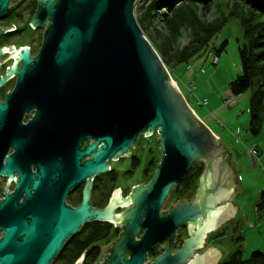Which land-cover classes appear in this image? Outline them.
<instances>
[{
  "label": "water",
  "instance_id": "95a60500",
  "mask_svg": "<svg viewBox=\"0 0 264 264\" xmlns=\"http://www.w3.org/2000/svg\"><path fill=\"white\" fill-rule=\"evenodd\" d=\"M8 1L0 0V13ZM136 2L40 1L32 23L47 26L43 45L35 57L23 50L22 65L17 60L11 69L17 84L0 101V143L4 138L15 148L6 163L0 162V173H19L16 192L0 205V230L5 228L0 264H47L84 223L113 217L114 205L93 209L88 196L72 209L64 204L65 195L87 176L109 170L108 160L128 156L141 133H159L161 160L151 181L134 186L127 198L133 206L123 215L127 224L106 264H143L147 250L166 237L170 245L152 264H181L237 209L236 185L223 180L230 175L234 182L230 154L221 153L223 144L191 108L145 36L134 13ZM32 108L35 116L23 124V112ZM89 137L95 141L81 150ZM222 158L230 170L216 178ZM197 161L206 166L195 198L161 211ZM31 162L37 176L29 170ZM31 180L34 193L28 188ZM24 191L27 196L17 204ZM185 224L190 237L171 255L176 231ZM140 228L146 231L135 241ZM127 251L131 257L125 259ZM207 260V254L197 255L194 264Z\"/></svg>",
  "mask_w": 264,
  "mask_h": 264
},
{
  "label": "rangeland",
  "instance_id": "374dc122",
  "mask_svg": "<svg viewBox=\"0 0 264 264\" xmlns=\"http://www.w3.org/2000/svg\"><path fill=\"white\" fill-rule=\"evenodd\" d=\"M151 2L152 0H137L134 7L137 22L170 70L191 108L219 135L215 134L224 146L221 153L227 150L230 154L229 166L234 171L233 184L237 188L234 204L238 207L228 222L226 233L217 238L214 244L223 253V260L239 245L245 256L254 250H264V118L260 133L254 134L249 130L252 118L251 90L235 95L233 104L227 102L231 95L230 82L243 71L239 45L246 38L241 17L252 16L253 23H259L264 22V13H256L239 0H209L207 3L197 2L192 5L199 18L191 16L185 24H175L172 28L168 23L171 21L169 17L172 11L163 6L158 8L155 18L148 21L144 19ZM177 3L178 1L175 5ZM160 11L165 12V15ZM222 21V27L213 35L209 46L196 56L178 59L176 62L177 53L194 43L196 31ZM258 29L264 33V23L259 24ZM30 39L29 35L25 36V40ZM224 40H228V44L218 52ZM216 56L218 60L215 62ZM158 137V132L151 137H145L142 133L139 135L138 150L131 148L129 154L136 153L139 160H134L129 155L120 157L119 161L109 160L120 171V183L128 186L137 182L148 184L150 178L144 177V168L156 156L157 161L154 160L151 165L156 169L162 156ZM126 169H132L134 173L124 176L122 172ZM199 182L192 187L196 193Z\"/></svg>",
  "mask_w": 264,
  "mask_h": 264
},
{
  "label": "flooded vegetation",
  "instance_id": "af4514ba",
  "mask_svg": "<svg viewBox=\"0 0 264 264\" xmlns=\"http://www.w3.org/2000/svg\"><path fill=\"white\" fill-rule=\"evenodd\" d=\"M40 1L41 0H9L4 12L0 13V50H3L2 54H0V82L5 79L0 85V101L2 102L13 92L17 84L18 76L11 72V69L17 60H19L18 67L22 65V60L19 58L23 50L28 48L31 56L35 57L39 54L43 45L47 26L43 24L35 26L32 23L40 6ZM27 35L31 38L29 41L25 40V36ZM35 113L36 108L23 112L21 122L23 124H28L35 116ZM94 141L95 138L93 137L83 139L80 149L84 150ZM14 152L15 148L7 144V139L2 138V142L0 143V162L6 163L7 157L11 156ZM132 154L136 155V153L133 152ZM132 154L129 155L131 158ZM92 155L93 153L85 155L82 158V163L90 160ZM219 156H221V153L217 157ZM223 158L217 163L215 170L216 178H218L219 175L221 177L223 172L230 170L227 162ZM120 159L121 158L114 161H119ZM195 163L193 166L197 164L202 165L204 167V172L206 163L204 161H197ZM107 165L109 166V170L96 173L93 176H87L85 179L72 185L65 195L64 204L67 207L76 209L83 203L84 199L89 196V203L93 209H105L110 205H114V217L98 220L93 219L84 223L77 232L67 237L63 247L52 256L47 264H106L110 260L114 243L119 239L127 224L123 215L133 206L132 201L126 204L127 198L131 194L133 187L140 185L142 182H137L130 186L123 185L119 181L120 171H118L109 160L107 161ZM192 168L193 167L188 170L194 172ZM29 170L37 176L38 167L34 162H31L29 165ZM155 171L156 169L150 181ZM132 173H134L132 169H126L122 172L124 176H130ZM148 173L150 174L151 171L146 166L143 171L144 177H148ZM223 180L229 183L230 186L231 184L233 185L230 175H228L227 180L224 178ZM18 181V172H15L13 176L0 173V205L16 192ZM150 181L147 182L149 183ZM32 183L33 180L29 182L28 188H30L31 193H34L35 191L31 189ZM198 187H200V184ZM27 194V191L21 192L17 198V204L22 203ZM196 194L195 192L193 196H190L188 193L181 192L171 195L170 192V196L167 198L161 211L167 212L172 205H177L183 201H191L195 198ZM230 215L218 228L207 233L203 243L198 244L193 254L189 255L181 264H194L197 255L202 256L205 254L208 255V260L204 262V264H227L229 256L223 260V253L214 243L217 238L226 233L228 222L231 219ZM26 219L28 222L30 221L29 217H26ZM145 231V229L140 228L134 240H141ZM4 233L5 228H1L0 240L3 238ZM189 237L190 231L188 224L178 228L173 245L171 246V255L181 250L185 245L186 239ZM20 238L21 237H19V239ZM169 245L170 239L166 237L149 248L146 252V259L143 264H152L159 255L165 253ZM211 251L215 253L213 256L210 255ZM123 256L125 259H128L131 257V254L127 251Z\"/></svg>",
  "mask_w": 264,
  "mask_h": 264
},
{
  "label": "trees",
  "instance_id": "16d2710c",
  "mask_svg": "<svg viewBox=\"0 0 264 264\" xmlns=\"http://www.w3.org/2000/svg\"><path fill=\"white\" fill-rule=\"evenodd\" d=\"M176 1H178V3L175 5ZM185 1L187 2L185 3ZM208 1L209 0H152L151 4L148 6L147 16L144 19L148 21L151 18H155L156 14H158V8L163 6L166 9H170L172 11L170 12L172 15L169 17L171 21L168 23L172 28H174L175 24L180 25L182 22L185 24L186 20H188L191 16L194 19L199 18L195 6L193 7L192 5L197 2L207 3ZM239 1L246 3L256 13H264V0ZM189 12L191 14H189ZM160 13L165 15V12L163 11H160ZM241 18V21L245 25L246 38L245 42L239 45L243 71L230 82L229 89L231 94L234 96L251 90L250 109L252 118L249 130L254 134H258L261 132L262 121L264 118V33L258 29V26L264 22L253 23L252 16H243ZM224 21L203 26L200 31H196L194 43H190L187 49L185 48L177 53L176 62L178 59L182 60L196 56L203 48L209 46L213 35L219 31ZM227 44L228 40H224L221 43V47L218 48V52L222 51L227 46ZM155 134L156 132L152 136ZM135 148L138 150V142ZM132 158L134 160H139L137 154H132ZM154 160L157 161L156 156L152 157L147 164L148 169H150L152 173L155 170V167H151ZM191 167H193L192 169H194V172L188 170V173H186L182 179L172 188L171 195L181 192L188 193L190 196L194 195L195 189L193 190L192 187L197 181H199L204 167L198 164L196 166L192 165ZM148 176L151 178V173H148ZM262 201H264V192L262 193ZM227 264H264V250H254L250 253V255L245 256L242 246L239 245L229 254V260Z\"/></svg>",
  "mask_w": 264,
  "mask_h": 264
},
{
  "label": "built area",
  "instance_id": "2783aa9c",
  "mask_svg": "<svg viewBox=\"0 0 264 264\" xmlns=\"http://www.w3.org/2000/svg\"><path fill=\"white\" fill-rule=\"evenodd\" d=\"M217 60H218V57L216 56L214 61L216 62ZM234 101H235V100H234V95L231 94V95L229 96V98L227 99V102L233 104Z\"/></svg>",
  "mask_w": 264,
  "mask_h": 264
},
{
  "label": "crops",
  "instance_id": "0c3cea01",
  "mask_svg": "<svg viewBox=\"0 0 264 264\" xmlns=\"http://www.w3.org/2000/svg\"><path fill=\"white\" fill-rule=\"evenodd\" d=\"M194 111H195V109H193ZM196 112V111H195ZM197 114V113H196ZM202 118V117H201ZM215 134L217 135V136H219L216 132H215ZM234 214H235V211L233 212V214L231 215V216H234Z\"/></svg>",
  "mask_w": 264,
  "mask_h": 264
},
{
  "label": "bare ground",
  "instance_id": "6f19581e",
  "mask_svg": "<svg viewBox=\"0 0 264 264\" xmlns=\"http://www.w3.org/2000/svg\"><path fill=\"white\" fill-rule=\"evenodd\" d=\"M175 80V79H174ZM114 217V216H113Z\"/></svg>",
  "mask_w": 264,
  "mask_h": 264
}]
</instances>
